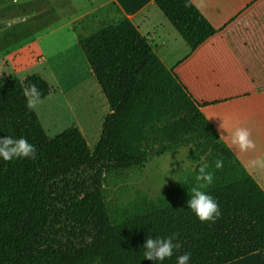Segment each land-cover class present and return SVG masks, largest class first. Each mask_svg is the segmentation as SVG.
Segmentation results:
<instances>
[{"label":"trees","instance_id":"trees-1","mask_svg":"<svg viewBox=\"0 0 264 264\" xmlns=\"http://www.w3.org/2000/svg\"><path fill=\"white\" fill-rule=\"evenodd\" d=\"M155 4L192 51L217 34L190 0ZM72 31L111 113L91 150L76 127L48 138L27 108L30 85L42 101L53 94L41 75L0 87V137H24L35 148L34 159L0 160V264H153L144 259L146 239L171 236L180 247L163 264L185 253L189 264H230L253 254L264 264L263 189L149 41L114 3L74 22ZM184 148L195 168L155 199L137 192L126 205L108 201V182H126L152 158ZM202 163L214 176L203 190L220 212L208 222L186 206Z\"/></svg>","mask_w":264,"mask_h":264},{"label":"crops","instance_id":"crops-1","mask_svg":"<svg viewBox=\"0 0 264 264\" xmlns=\"http://www.w3.org/2000/svg\"><path fill=\"white\" fill-rule=\"evenodd\" d=\"M190 1L217 30L195 51L165 18L155 0H37L42 16L57 27L46 44H42L43 38L29 40L0 58V87L9 81L24 82L32 74L40 73L46 80V72L56 73L51 60L45 58L51 50L64 57L77 56L79 63L74 62L81 66L82 76L89 81L95 79L72 24L114 3L149 41L165 67L199 104L219 137L223 135L220 139L264 191V0ZM3 8L9 12V8ZM48 8L52 11H46ZM3 27L0 24V30ZM240 127L249 129L255 145L246 152L229 147L231 133ZM230 264L261 262L253 254Z\"/></svg>","mask_w":264,"mask_h":264},{"label":"rangeland","instance_id":"rangeland-1","mask_svg":"<svg viewBox=\"0 0 264 264\" xmlns=\"http://www.w3.org/2000/svg\"><path fill=\"white\" fill-rule=\"evenodd\" d=\"M3 7L9 8V12ZM46 11L50 12L52 9L48 8ZM42 15L41 8H37V0H0V24H4V29L0 30V58L7 57V52L10 54L13 49L29 40L43 38L42 44L49 42L50 33L57 25ZM12 20L18 21L9 26L7 23ZM56 51L51 50L52 54L45 57L51 60L50 64H53L56 71L45 73L46 80L54 88L53 94L34 110L48 138L52 139L66 129L76 127L83 133L89 148L94 150L99 142L104 120L111 113L110 107L96 79L89 81L82 76L77 56L64 57ZM51 74L55 78H51ZM91 122L95 124L93 127ZM189 153L190 149L184 148L175 155L152 158L142 170L131 172L126 182H108V201L126 205L135 198L137 192L155 199L175 184L182 173L195 168L188 159ZM185 163L189 167H184Z\"/></svg>","mask_w":264,"mask_h":264},{"label":"clouds","instance_id":"clouds-1","mask_svg":"<svg viewBox=\"0 0 264 264\" xmlns=\"http://www.w3.org/2000/svg\"><path fill=\"white\" fill-rule=\"evenodd\" d=\"M23 95L26 98V106L29 110L35 109L42 103L41 92L33 84L25 88ZM221 127V126H220ZM223 129V127H221ZM220 137H223L221 135ZM235 146L240 152H246L255 147L249 129L240 127L235 129L230 135L229 147ZM20 158H35V148L24 137L15 138L7 135L0 137V160L4 162ZM223 162L217 160L215 167L222 168ZM167 167V165H165ZM184 167H189L184 164ZM208 164L202 163L198 168V173L195 175V184L191 188L189 199L186 202L187 209H189L201 222L214 221L220 214L217 201L203 189L211 185L214 176L208 171ZM175 236L166 238H147L143 246L144 259L153 261V264H163L166 258H171L174 254V249L180 247L173 241ZM190 253L176 257V264H189Z\"/></svg>","mask_w":264,"mask_h":264},{"label":"bare ground","instance_id":"bare-ground-1","mask_svg":"<svg viewBox=\"0 0 264 264\" xmlns=\"http://www.w3.org/2000/svg\"><path fill=\"white\" fill-rule=\"evenodd\" d=\"M72 97H73V96H72ZM80 97H81V96H80ZM79 99H81V98H79ZM77 101H78V99H77ZM90 125H91V127H93L95 124L93 125V124H92V122H91V124H90Z\"/></svg>","mask_w":264,"mask_h":264},{"label":"water","instance_id":"water-1","mask_svg":"<svg viewBox=\"0 0 264 264\" xmlns=\"http://www.w3.org/2000/svg\"><path fill=\"white\" fill-rule=\"evenodd\" d=\"M151 156H153V153L151 154Z\"/></svg>","mask_w":264,"mask_h":264}]
</instances>
